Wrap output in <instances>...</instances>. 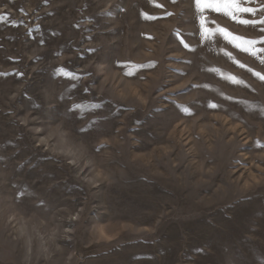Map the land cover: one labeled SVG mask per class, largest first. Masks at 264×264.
I'll use <instances>...</instances> for the list:
<instances>
[{"label": "rangeland", "instance_id": "1", "mask_svg": "<svg viewBox=\"0 0 264 264\" xmlns=\"http://www.w3.org/2000/svg\"><path fill=\"white\" fill-rule=\"evenodd\" d=\"M203 15L0 0V264H264V24Z\"/></svg>", "mask_w": 264, "mask_h": 264}, {"label": "snow or ice", "instance_id": "2", "mask_svg": "<svg viewBox=\"0 0 264 264\" xmlns=\"http://www.w3.org/2000/svg\"><path fill=\"white\" fill-rule=\"evenodd\" d=\"M173 3H175V0H172ZM196 8L199 13H201L200 16V25L204 32H207L208 29L205 27L206 24V18L203 15L205 10H212L216 13H221L232 20L243 24V25H253L256 24H264V19L256 21V20H248V19H242L240 17V13H248L251 15L256 14V9H253L251 7H243L241 6L242 0H195ZM158 7L160 5H157ZM261 11H264V8H261ZM168 15H171V13H168ZM214 23V22H213ZM217 32H219L226 41L233 44L234 47L249 52L250 54L255 55V51L252 50V46L257 43H264V40L262 41H256V40H247L239 36H234L230 32H228L226 29L217 27ZM261 31H264V28L261 29ZM194 51V50H193ZM257 51H264V49H260ZM230 55V54H229ZM264 62V61H262ZM242 66V65H241ZM259 76V74H256ZM261 80H264V76H259ZM231 80L235 81V77H231ZM212 107H216V105H211Z\"/></svg>", "mask_w": 264, "mask_h": 264}]
</instances>
